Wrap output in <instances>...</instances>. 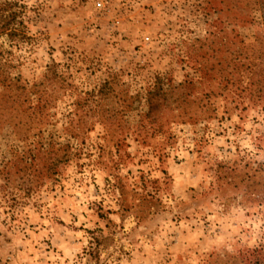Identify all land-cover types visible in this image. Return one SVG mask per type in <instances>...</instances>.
Instances as JSON below:
<instances>
[{
    "label": "rangeland",
    "instance_id": "1",
    "mask_svg": "<svg viewBox=\"0 0 264 264\" xmlns=\"http://www.w3.org/2000/svg\"><path fill=\"white\" fill-rule=\"evenodd\" d=\"M4 3L0 264H264V0Z\"/></svg>",
    "mask_w": 264,
    "mask_h": 264
},
{
    "label": "trees",
    "instance_id": "2",
    "mask_svg": "<svg viewBox=\"0 0 264 264\" xmlns=\"http://www.w3.org/2000/svg\"><path fill=\"white\" fill-rule=\"evenodd\" d=\"M5 3L1 5L2 7L0 8V34L3 33L6 30L7 24H14L13 21H15L16 16H17V11H11L9 13H4L5 9ZM7 34H14L15 33V28L12 30H9L6 32Z\"/></svg>",
    "mask_w": 264,
    "mask_h": 264
}]
</instances>
